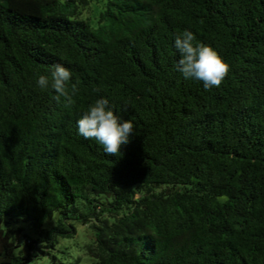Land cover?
Instances as JSON below:
<instances>
[{
    "label": "trees",
    "instance_id": "obj_1",
    "mask_svg": "<svg viewBox=\"0 0 264 264\" xmlns=\"http://www.w3.org/2000/svg\"><path fill=\"white\" fill-rule=\"evenodd\" d=\"M91 1L0 0V264H264V0Z\"/></svg>",
    "mask_w": 264,
    "mask_h": 264
},
{
    "label": "rangeland",
    "instance_id": "obj_2",
    "mask_svg": "<svg viewBox=\"0 0 264 264\" xmlns=\"http://www.w3.org/2000/svg\"><path fill=\"white\" fill-rule=\"evenodd\" d=\"M103 2L104 0H93L83 10L84 19H86L90 23L91 26H95L97 24L100 11L103 8ZM83 230H86V229H83Z\"/></svg>",
    "mask_w": 264,
    "mask_h": 264
}]
</instances>
